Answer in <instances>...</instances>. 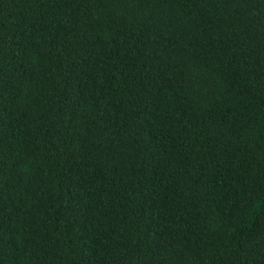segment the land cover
Instances as JSON below:
<instances>
[{
  "label": "trees",
  "instance_id": "16d2710c",
  "mask_svg": "<svg viewBox=\"0 0 264 264\" xmlns=\"http://www.w3.org/2000/svg\"><path fill=\"white\" fill-rule=\"evenodd\" d=\"M0 264H264V0H0Z\"/></svg>",
  "mask_w": 264,
  "mask_h": 264
}]
</instances>
